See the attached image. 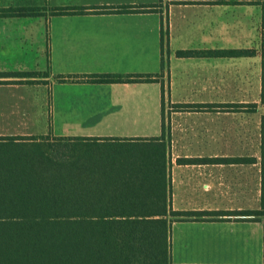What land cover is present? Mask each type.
Segmentation results:
<instances>
[{"label": "crops", "instance_id": "crops-1", "mask_svg": "<svg viewBox=\"0 0 264 264\" xmlns=\"http://www.w3.org/2000/svg\"><path fill=\"white\" fill-rule=\"evenodd\" d=\"M250 3L214 0H0V72H34L32 76L0 73V89L47 88L52 111L61 124L137 123L143 138L160 137L166 143L168 201L172 210L214 211V188L240 192L225 183V169L245 163L214 161V103H228L231 91L260 90L264 85L262 56L254 38H214L219 26L235 20L240 34L245 16L234 15ZM125 10H118L119 8ZM26 9L27 13H18ZM197 18L200 21H197ZM199 22L201 25L192 27ZM232 22V21H231ZM237 32V34H239ZM252 50L231 55L215 50ZM178 50L204 53L179 56ZM152 76L150 81H110L112 75ZM173 104L179 125L175 138L165 133L164 109ZM203 107L197 108V106ZM54 121V118L52 119ZM39 121V120H38ZM52 121V122H53ZM46 122V121H45ZM160 123V134H145ZM65 127V126H64ZM35 133V132H34ZM0 136L58 138H138L102 136L82 131H42ZM136 134V133H135ZM139 134V133H137ZM50 136V137H48ZM55 137V138H52ZM223 154V153H221ZM250 167V162H247ZM103 171L105 169H96ZM84 184L109 185L113 178L91 170ZM116 179V178H115ZM224 183V184H223ZM237 190V191H236ZM224 210H245L242 207ZM176 220L170 228L171 264H263L254 258L264 242L246 237L248 229L217 228L216 220ZM186 223L194 226H178ZM255 242L254 248L252 246Z\"/></svg>", "mask_w": 264, "mask_h": 264}, {"label": "trees", "instance_id": "trees-1", "mask_svg": "<svg viewBox=\"0 0 264 264\" xmlns=\"http://www.w3.org/2000/svg\"><path fill=\"white\" fill-rule=\"evenodd\" d=\"M238 1L247 0H214L218 3ZM27 12L21 9L18 13ZM200 53L204 51H177L179 56ZM214 53L243 55L252 50H215ZM0 73L7 76L34 74ZM106 79L129 82L153 78L134 74L112 75ZM163 137L164 134L151 138L50 140L0 136V143L42 145L40 152L48 161L42 171L47 173L54 169L57 157L69 156V152L73 155L78 149L85 153L103 147L113 152L117 150L118 154H131L135 149L140 152L130 158L133 163L94 169L97 175L102 172L113 178L109 185L84 184L83 178L92 174L91 168L73 172L78 177L83 175L73 180L40 183L32 179L0 178V264H171L169 247L173 221L202 220L206 215L231 219L258 214L255 210H172L167 194ZM248 162H254L253 158ZM13 174L23 175L18 171ZM7 175L12 174L0 171V177Z\"/></svg>", "mask_w": 264, "mask_h": 264}, {"label": "rangeland", "instance_id": "rangeland-1", "mask_svg": "<svg viewBox=\"0 0 264 264\" xmlns=\"http://www.w3.org/2000/svg\"><path fill=\"white\" fill-rule=\"evenodd\" d=\"M184 1L195 2L203 0ZM237 3L256 4L243 5L234 13V15L245 16L242 19L245 21L240 23L244 28L242 34L238 32L240 31L238 28H234L237 26L235 20H229L227 21L229 22L228 24L219 26V28H223L218 31L222 35L214 34L213 37H220V40L230 41L234 37L247 40L256 36L254 43L262 56L261 63L264 79V16L261 17L260 24H256L258 28L255 36L251 30L254 27L253 22L248 21L249 17L251 18L254 14L260 13V11L261 13L263 12L264 0L238 1ZM197 21H200V19L197 18ZM197 21L192 24V27L201 25ZM224 97L228 99V103H214V108L212 109L214 112V153H219L214 155V161L245 163V166L240 164L239 167H227L225 169L227 171L226 174L229 175V180L237 178L240 181H228L225 185L235 187L234 189H238L239 185H241L243 189L241 188L240 192L224 194L214 188V207L224 210L225 208L235 209L240 206L245 210H255L258 214L246 216V219L242 220H216L210 225L225 229H248V234L245 236L251 239L257 238L260 244L261 241L264 242V85L260 90L226 92ZM50 98V90L43 87L0 89V134H21L26 131H33V133L35 132L34 134L45 131V133L49 134V132L62 131L67 127L72 134H80L82 131H86V133L92 132L102 136L145 137L142 134L145 132H140L142 131L140 130L142 124L137 123L84 125L87 127L74 122L61 124L55 119L57 114L52 111ZM179 107L168 104L163 114L165 133L169 137L166 138V142L169 139L171 142V139L175 138V145H179L176 140V127L179 125V119L174 117V112ZM199 107H203V105L197 106V108ZM53 118L54 121L52 120ZM158 134H160V123L156 122L155 126L145 135L156 136ZM39 136L36 134V137ZM42 148V145L37 147L26 144H13L11 142L0 143V171L12 174L0 178L32 179L38 180L40 183L43 180H73L83 178V175L78 177L77 174H75L77 176L73 174L79 169L120 167L124 164L133 163L130 158L140 153L135 149L131 154H118L119 151L113 152L107 147H103L101 150L87 151L86 153L78 149L73 155L68 151L69 156L57 157L58 161L53 164L54 169L49 170L47 173V171H42L44 170V163L48 162L40 152ZM68 148L70 149V147ZM221 158L227 159L223 160ZM250 158H253L254 162H250L249 167L246 163ZM126 159L127 162L125 161ZM15 171L22 172L23 175L15 176L13 174ZM232 219H239V217L234 216ZM174 225L176 227L194 226L186 223ZM254 243L253 241V248ZM263 258L264 246L258 248L257 256L254 259L257 262H263Z\"/></svg>", "mask_w": 264, "mask_h": 264}]
</instances>
